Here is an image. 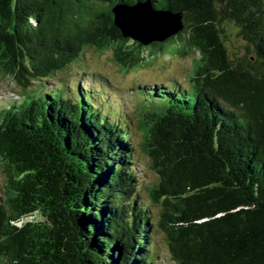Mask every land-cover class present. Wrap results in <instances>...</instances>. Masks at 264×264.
<instances>
[{"label":"trees","instance_id":"1","mask_svg":"<svg viewBox=\"0 0 264 264\" xmlns=\"http://www.w3.org/2000/svg\"><path fill=\"white\" fill-rule=\"evenodd\" d=\"M136 4L180 14L182 31L122 38L113 9ZM89 49L124 71L151 64L144 52L190 57V85L136 87L135 142L103 76L49 84ZM0 77L21 89L0 106V264H157L156 231L174 264H264V0H0Z\"/></svg>","mask_w":264,"mask_h":264},{"label":"rangeland","instance_id":"2","mask_svg":"<svg viewBox=\"0 0 264 264\" xmlns=\"http://www.w3.org/2000/svg\"><path fill=\"white\" fill-rule=\"evenodd\" d=\"M132 44L130 41L127 45ZM224 45L227 49V53L232 60H241L246 55V48L243 41L237 38L236 31L232 27H228L226 36L224 39ZM146 59L151 60V64L143 65L137 69H130L124 71L118 62L112 59L113 50L106 49L103 51H95L94 49L86 50L83 54L82 61L79 64L73 65L67 68L61 74H58L55 79L49 81L50 86L56 87L59 82H68L69 85H74L77 80L86 84L87 87L93 86L94 82H89L90 77L88 73H97L103 76L108 83L112 91L109 98L112 99L114 104H122V110L126 112L132 123L130 124L134 140L138 142L141 137V130L138 127V107L139 97L133 95L136 87L139 85H155L163 84L171 86L173 82L183 84L189 87V76L192 73V58H181L175 56L171 52H161L158 57L153 55L147 56V53H143ZM81 71L86 72L81 74ZM88 81V82H85ZM97 86L98 84L95 83ZM95 86V87H96ZM98 87V86H97ZM96 87V88H97ZM108 93V89L105 91ZM21 96V89L15 86L8 78L4 80L0 77V106L12 99H18ZM138 162L137 169L140 175V191L144 198V202L153 207L152 214L154 220L157 221L160 217V208L154 207L150 200L151 187L157 181V174L147 167L148 159L142 154L140 150H137ZM4 171L0 165V198L3 197L4 189ZM153 249L158 254L157 264H174L170 260L169 248L164 239L163 234L160 231H156L153 237Z\"/></svg>","mask_w":264,"mask_h":264},{"label":"water","instance_id":"3","mask_svg":"<svg viewBox=\"0 0 264 264\" xmlns=\"http://www.w3.org/2000/svg\"><path fill=\"white\" fill-rule=\"evenodd\" d=\"M114 24L122 38L147 46L162 43L183 29L181 15L170 11H156L147 4L117 5L113 9Z\"/></svg>","mask_w":264,"mask_h":264}]
</instances>
